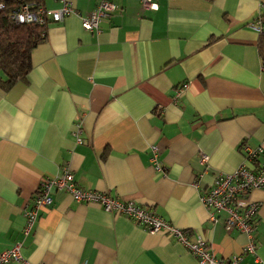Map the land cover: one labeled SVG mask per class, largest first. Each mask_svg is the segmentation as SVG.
<instances>
[{"label": "crops", "instance_id": "crops-1", "mask_svg": "<svg viewBox=\"0 0 264 264\" xmlns=\"http://www.w3.org/2000/svg\"><path fill=\"white\" fill-rule=\"evenodd\" d=\"M72 1L73 14L46 22L26 77L0 88V251L21 241L32 264H196L170 234L55 188L24 236L40 180L68 168L82 188L151 209L217 256L240 253L245 235L225 230L223 212L210 220L200 194L243 161V143L264 141V43L250 27L264 24V0H112L97 31L81 26L96 0ZM249 198L264 259V188ZM240 264L260 263L244 252Z\"/></svg>", "mask_w": 264, "mask_h": 264}, {"label": "built area", "instance_id": "built-area-1", "mask_svg": "<svg viewBox=\"0 0 264 264\" xmlns=\"http://www.w3.org/2000/svg\"><path fill=\"white\" fill-rule=\"evenodd\" d=\"M60 6L47 9L42 6L34 7L31 3H24L11 11L10 16L18 23L44 24L48 20L61 21L66 15L76 10L72 0H58ZM144 8H156L153 0H139ZM4 3L0 2V9ZM112 0H96L95 7L81 19V26L85 30L97 31L102 18L111 14L114 9ZM258 33H264V24L259 20L250 24ZM82 129L79 123L75 124L72 135L76 143H81ZM243 161L230 173H217L211 184L200 194V201L208 211L209 218L216 220V214L223 212V226L226 231L235 229L246 237V242L240 253L226 259L215 255L200 236L191 237L190 234L174 225L151 209L133 200H120L107 192L87 190L79 186L72 172L64 168L60 174L43 176L34 193L31 202L24 207V224L22 234L28 235L41 209L49 206L51 190H63L76 202L94 203L103 210L123 215L142 225L149 232L170 234L182 243L194 256L196 264H240L241 254L251 253L260 264L264 259L256 255L254 230L258 217L259 202L251 200L249 194L254 189L264 188V141L256 145L243 143L241 146ZM208 161L206 154L200 155V162L205 165ZM21 241L14 242L9 248L0 251V264L15 262L17 264H32L21 254Z\"/></svg>", "mask_w": 264, "mask_h": 264}, {"label": "trees", "instance_id": "trees-1", "mask_svg": "<svg viewBox=\"0 0 264 264\" xmlns=\"http://www.w3.org/2000/svg\"><path fill=\"white\" fill-rule=\"evenodd\" d=\"M42 0H0V88L8 89L26 77L31 69L30 54L34 47L45 40L46 23H18L11 11L24 3L42 6ZM45 8V7H44ZM264 43V33H260ZM264 60V57H262Z\"/></svg>", "mask_w": 264, "mask_h": 264}]
</instances>
